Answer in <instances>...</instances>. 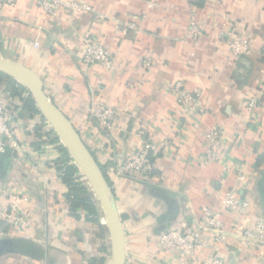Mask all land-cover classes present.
<instances>
[{
  "label": "crops",
  "instance_id": "obj_1",
  "mask_svg": "<svg viewBox=\"0 0 264 264\" xmlns=\"http://www.w3.org/2000/svg\"><path fill=\"white\" fill-rule=\"evenodd\" d=\"M82 1L93 10L78 16L60 10L53 18L35 0L0 1V56L40 76L46 94L106 166L123 220L126 264H179L159 248L161 225L169 218L164 231L192 227L204 206L221 210L226 238L206 247L201 259L264 264V246L238 238L236 216L222 209L224 195L233 191L249 203L246 224L264 219V0ZM192 21L202 26L197 40L189 34ZM130 22L137 28L123 33ZM231 27L251 37L252 54L230 59L221 30ZM87 36L114 54L118 71L82 64ZM147 59L151 67L144 66ZM180 81L202 90L197 112L187 113L178 104L173 87ZM11 89L2 83L15 137L0 159V178L28 191L25 207L32 225L25 235L8 229V236L0 238L7 241L0 264H109L105 221L101 217L100 228L85 211L78 217L71 213L68 188L54 168L62 153L58 147L42 150L41 136L22 115V103ZM254 95L259 105L251 113L243 102ZM97 104L117 111L113 132L93 118ZM216 126L224 131L226 161L239 166L240 173L229 171L227 162H205V136ZM141 127H147L159 149L155 175L116 177L115 166L139 146ZM55 139L52 143L59 145Z\"/></svg>",
  "mask_w": 264,
  "mask_h": 264
},
{
  "label": "built area",
  "instance_id": "obj_2",
  "mask_svg": "<svg viewBox=\"0 0 264 264\" xmlns=\"http://www.w3.org/2000/svg\"><path fill=\"white\" fill-rule=\"evenodd\" d=\"M3 4L12 5L17 0H0ZM38 7L50 17H56L60 10L68 11L72 16H78L91 12L92 6L82 0H35ZM134 22L123 26L122 32L127 33L131 29H136ZM202 33V26L196 21L190 24L189 34L192 39L197 40ZM221 36L226 39L230 49V59H236L252 54L255 44L251 37L243 31L236 30L234 27L221 30ZM83 52L80 61L86 66L100 65L111 71H118L119 65L114 54L109 51L98 38L87 36L84 39ZM145 67H151L150 59L144 61ZM174 95L178 104L187 113L197 112L201 107L202 90L199 88L189 89L183 82H178L173 87ZM244 108L254 113L259 105V96L254 95L243 102ZM93 118L98 121L100 126L108 133L113 132L118 119L115 108L104 104H97L93 110ZM30 127L42 126L41 139L44 143L42 150L57 147L52 143L55 136L50 124L41 114L28 121ZM140 144L136 151L129 157L122 160L115 166L116 177L135 176L142 180H148L155 175V164L153 157H157L159 149L150 139L147 127H141L138 131ZM15 137V129L11 124L10 116L7 112L5 95L0 88V159L7 154L10 143ZM206 151L204 154L205 162H224L226 154L224 149V131L219 126L212 128L206 133ZM15 147H20L15 144ZM26 147V146H21ZM60 156V152H58ZM73 159L71 160V163ZM74 163V162H73ZM66 162L54 164V168L59 171L60 167L65 166ZM229 171L241 172L235 163L227 162ZM78 176L85 181L84 175L80 171ZM242 179V174H240ZM30 202V195L24 189H17L0 178V238L8 236V229L19 235H25L32 225L29 210L25 204ZM222 209L227 210L236 216L238 225L236 236L243 241L256 247L264 246V219L256 221L253 225L246 224L249 214V203L241 201L240 197L233 191L224 195ZM81 210V209H80ZM78 210V211H80ZM84 211V210H83ZM103 221V220H102ZM203 233L211 234L206 239ZM226 238L224 222L221 210L211 206H204L201 209L200 219L192 227L184 229H170L160 234L159 248L167 255L172 256L177 263L199 261L201 264H226L222 258H202L200 254L212 242L220 243Z\"/></svg>",
  "mask_w": 264,
  "mask_h": 264
},
{
  "label": "water",
  "instance_id": "obj_3",
  "mask_svg": "<svg viewBox=\"0 0 264 264\" xmlns=\"http://www.w3.org/2000/svg\"><path fill=\"white\" fill-rule=\"evenodd\" d=\"M0 72L16 80L33 96L42 117L48 121L55 138L66 148L73 162L84 175L85 182L97 202L103 223L105 221L108 229L111 252L109 264H126V239L122 216L98 160L70 119L46 94L44 83L36 72L2 56H0ZM168 226L169 218L161 225L159 232H163ZM6 243V240H0V255Z\"/></svg>",
  "mask_w": 264,
  "mask_h": 264
},
{
  "label": "trees",
  "instance_id": "obj_4",
  "mask_svg": "<svg viewBox=\"0 0 264 264\" xmlns=\"http://www.w3.org/2000/svg\"><path fill=\"white\" fill-rule=\"evenodd\" d=\"M6 82L11 85V94L12 96H18L21 103H22V115L26 116L30 119L35 118L37 115L41 114L37 104L30 94V92L18 82L12 80L9 76L0 72V88L2 89V83ZM36 132L41 136L42 126L37 125L35 127ZM53 142L58 143L59 145L58 150L62 153V162H66L65 166L59 168V174L62 182L67 186L68 193H67V202L69 204V208L71 213L78 217L77 214L78 210H84L87 214L86 218L100 226L101 224V214L99 208L97 206V202L89 190L85 181L81 180V177L78 176L80 172L79 168L75 163H71L72 157L70 156L69 152L66 148L60 143L58 139L53 140ZM96 158V157H95ZM155 157H153L154 159ZM97 159V158H96ZM98 160V159H97ZM99 162V161H98ZM100 164L104 175L107 176V169L106 166ZM109 182V180H108ZM102 252L107 253L108 248L106 244L102 246ZM104 263V260L102 261Z\"/></svg>",
  "mask_w": 264,
  "mask_h": 264
}]
</instances>
